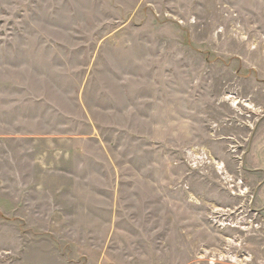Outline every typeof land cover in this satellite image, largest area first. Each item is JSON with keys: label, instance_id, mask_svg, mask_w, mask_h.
Instances as JSON below:
<instances>
[{"label": "rangeland", "instance_id": "1", "mask_svg": "<svg viewBox=\"0 0 264 264\" xmlns=\"http://www.w3.org/2000/svg\"><path fill=\"white\" fill-rule=\"evenodd\" d=\"M263 118L264 0H0V264H264Z\"/></svg>", "mask_w": 264, "mask_h": 264}, {"label": "crops", "instance_id": "2", "mask_svg": "<svg viewBox=\"0 0 264 264\" xmlns=\"http://www.w3.org/2000/svg\"><path fill=\"white\" fill-rule=\"evenodd\" d=\"M249 139L247 148H243L240 172L243 178L249 179L253 192L251 202L261 216L260 210L264 207V118L258 121ZM257 251L264 252V245H258Z\"/></svg>", "mask_w": 264, "mask_h": 264}]
</instances>
